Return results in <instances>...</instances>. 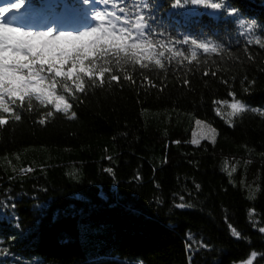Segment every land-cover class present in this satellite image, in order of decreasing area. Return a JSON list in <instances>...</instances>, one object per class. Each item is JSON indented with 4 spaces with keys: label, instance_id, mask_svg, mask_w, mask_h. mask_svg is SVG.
I'll list each match as a JSON object with an SVG mask.
<instances>
[{
    "label": "trees",
    "instance_id": "1",
    "mask_svg": "<svg viewBox=\"0 0 264 264\" xmlns=\"http://www.w3.org/2000/svg\"><path fill=\"white\" fill-rule=\"evenodd\" d=\"M109 1L117 15L146 2L150 27L165 33L164 47L151 38L158 46L144 68L123 64L117 71L98 59L96 70L107 66L123 75L131 69L136 83L121 78L123 86L108 87L105 73L100 87L82 77L90 90L70 106L71 119L53 114L38 125L42 109L33 104L18 121L0 125V264H241L252 251L254 264H264L258 231L264 226V49L247 43L264 39V0H224L214 13L201 6L189 13L192 4L186 11L173 0ZM27 2L33 10L44 6ZM245 24L255 32L247 33ZM200 42L217 51L205 53ZM205 67L217 75L204 76ZM141 73L156 87L144 84ZM245 76L256 81L249 92L241 89ZM229 90L258 110L233 118L232 127L215 115L218 107L227 109L213 103L231 101ZM196 119L216 129L213 143L185 142ZM225 162L236 167L230 177L221 170ZM109 167L111 175L104 171ZM27 168L32 171H22Z\"/></svg>",
    "mask_w": 264,
    "mask_h": 264
},
{
    "label": "snow or ice",
    "instance_id": "2",
    "mask_svg": "<svg viewBox=\"0 0 264 264\" xmlns=\"http://www.w3.org/2000/svg\"><path fill=\"white\" fill-rule=\"evenodd\" d=\"M96 2L106 7L109 0H96ZM81 3L88 6L90 0H81ZM24 4L25 0H19L18 3L4 9L0 14V29L4 33V44L0 48V125H5L6 121H18L21 118L20 113L25 109H31L33 104L42 109L34 118V122L38 125H43L45 117L51 118L53 114L71 119L74 113L70 106L77 99H81L78 94H86L90 90L89 87H86L82 77H87L94 85L100 87L105 84V73H108V87H111L113 82H117L116 86L118 87L123 86L119 83L121 78L129 84L136 83L131 69L125 71L123 75H113V69L107 66L96 70L98 59L105 65H116L117 71H121L123 64H134L137 68H144L146 67L145 62L152 60L158 43L160 47H164L165 42L160 38L164 37L165 33L150 27L147 15L150 9L146 2L136 6L138 10L134 14V19L131 11L122 17L117 15L116 11L95 10L91 13L92 19L96 22L94 27L81 32L61 34H56L55 26H50L48 31L36 33L3 22L6 14L13 10L18 11L24 7ZM187 4L219 10L223 8L224 0H173L172 6L179 8ZM119 11L123 13L125 8L121 7ZM228 11L232 15L236 12L235 9ZM244 28L249 34L255 32L250 25L245 24ZM153 36L157 37L158 43L152 41ZM192 43L196 44L195 41ZM247 43H254L264 49V39L259 36H253ZM197 46L205 53L217 51L211 43L200 42ZM169 50H172L171 46ZM175 54L183 55V52L180 50ZM160 55L163 56L164 53L161 52ZM247 59L252 60L253 57L249 55ZM153 62L158 68L163 67L159 59H155ZM188 63L191 64L192 59H188ZM172 70L175 71V69ZM197 70L199 71V69ZM261 70L264 71V68ZM203 75L216 76L217 73H210L205 67ZM140 76H142L144 84L148 83L152 87H156L152 81H149L147 75L141 73ZM164 79L165 77L162 76L161 81ZM255 83V78L249 79L245 76L241 80L242 91L249 92ZM182 84L188 86L190 80L184 78ZM227 95L232 98L231 101L220 100L213 103L227 109L225 114L218 107L215 115L220 117L228 127L233 126V118H239L249 110L258 111L254 108L249 109L242 99L237 98V93L234 90H229ZM30 101L32 103H29ZM260 114L264 115V112ZM195 124L198 130L192 131V138L190 141H185L186 143L199 145L201 140H207L209 143L214 142L215 128L210 124L205 125L201 119H196ZM174 143L179 144L181 141L176 140ZM221 170L230 177L232 172L236 171V167L225 162ZM22 171L27 173L32 169L27 168ZM104 171L110 175L113 173V169L110 167L105 168ZM229 183L232 181L230 180ZM200 187V184H195L197 191L200 190ZM250 198L254 197L250 196ZM187 206L192 207L191 204ZM8 207L15 210L14 200ZM176 207L183 209L185 204L180 203ZM0 210H4L3 205H0ZM254 211V209L249 210L250 213H254ZM14 220L20 224L18 216L14 217ZM253 226L256 227L255 224ZM230 230L232 236L237 238L241 236L234 227L230 226ZM258 231L264 234V226L258 227ZM257 255V252L252 251L250 257L246 261H242L241 264H254Z\"/></svg>",
    "mask_w": 264,
    "mask_h": 264
},
{
    "label": "rangeland",
    "instance_id": "3",
    "mask_svg": "<svg viewBox=\"0 0 264 264\" xmlns=\"http://www.w3.org/2000/svg\"><path fill=\"white\" fill-rule=\"evenodd\" d=\"M202 7V6H201ZM203 9H205L206 11H210V10H213V9H211V8H206V7H202ZM239 21V20H238ZM239 25H240V22H239ZM205 123V122H204ZM205 125H208V124H206L205 123ZM194 129H197V126H196V124H195V121L193 122V128H192V130H191V132H190V140H191V138H192V131L194 130ZM198 130V129H197ZM216 137V136H215ZM215 140V139H214ZM202 141H207V140H201L200 142H202ZM207 142H209V141H207ZM213 143V142H212Z\"/></svg>",
    "mask_w": 264,
    "mask_h": 264
}]
</instances>
